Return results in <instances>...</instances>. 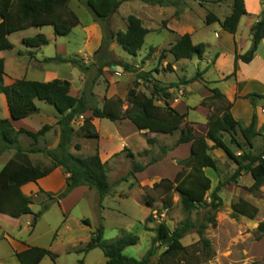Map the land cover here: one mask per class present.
Listing matches in <instances>:
<instances>
[{
    "label": "trees",
    "instance_id": "trees-1",
    "mask_svg": "<svg viewBox=\"0 0 264 264\" xmlns=\"http://www.w3.org/2000/svg\"><path fill=\"white\" fill-rule=\"evenodd\" d=\"M151 5L165 6V0H141ZM71 0H0V52L12 50L13 43L9 37L20 31L30 28L52 27L54 34L58 37H66L80 25L78 15L69 8ZM123 0H84L87 8L93 13L95 19L101 23L106 22L123 4ZM178 14V12H176ZM244 0H232V12L224 20H220L213 13H208L206 23L219 22L224 31L231 34L237 32L240 20L247 15ZM127 29L124 32L113 34L112 38L121 48L132 57H136L145 44V38L150 33L142 21L130 15L127 18ZM252 46L247 53L236 56L234 72L235 76L239 61L250 63L255 56L258 46L264 40V11L260 20L251 27ZM48 39L44 35H37L33 38L23 40L27 48H40L48 45ZM207 46L203 43L193 44L191 36H182L169 49L175 61L182 59L202 58ZM105 49L102 42L95 56ZM154 52L151 48L149 55ZM147 59V58H146ZM58 60L62 63H70L78 67L85 75H88L93 63L86 65L83 61L75 58H46L44 62ZM103 70V64L99 67V74ZM201 73H197L189 82L197 81ZM5 62L0 59V93L7 99L10 118L19 121L39 112L36 101H42L52 105L59 115V143L56 149H25L19 143V136L25 134L35 143L43 137L52 126L45 125L37 132H30L24 129L16 131L11 120L0 119V142L4 144V149H15L17 156L9 160L0 171V213H4L12 218H19L24 215H32L30 227L35 228L42 211L33 213L31 210L32 201L24 194L22 187L31 182L48 176L57 167H62L67 173L66 186L59 193H47V197L52 200L61 201L66 198L74 189L87 186L95 190L100 200H104L112 191L108 181L107 168L102 162L99 150L87 158L75 155L71 152L72 141L76 134L74 122L80 116H84V124L79 129V133L89 139L100 138L99 133L93 125L94 119H106L111 122L130 121L139 131H157L167 134L181 130L179 138L172 149H164V153L174 150L181 144L191 143V154L188 158L180 160L177 165L181 168L174 179L163 178L154 188L163 190L162 208L165 210L173 206V196L178 194L181 205L186 213L194 210L210 208L217 210L222 206V199L218 195L225 183L219 184L211 195V201H207V193L212 189L213 181L206 174V171H217V161L211 155L212 150L221 149L232 160L237 169L229 179L231 183H238L239 178L244 174H250L253 184L247 190L250 193L258 191L264 185V151L256 153L255 139L260 135L257 130L258 117L254 113L251 123L246 126L243 122L236 121L229 111L223 115L211 112L208 116V130L205 135L195 137L193 129L186 122V115L179 113L169 105L171 93L167 89H160L154 84V90L162 93L163 105H157L153 96H147L138 90V82L134 83L132 89L128 91L125 100L104 98L102 107L92 106L95 101L94 85L84 90L81 96L71 93V82L68 80L55 79L50 82L30 81L20 79L11 85H6ZM146 73L141 78L149 79ZM187 82V83H189ZM218 90H213L212 99L221 98ZM250 99L254 109L257 108L256 100L264 99V95L250 94ZM128 107L124 110L123 106ZM237 134L242 136V142L238 141ZM230 138L227 142L226 137ZM264 140V137H263ZM209 142L213 145L210 146ZM148 144L155 143V139L148 138ZM235 145L240 153L232 149ZM76 150H80V145H75ZM127 150V149H126ZM32 153H42L46 155L51 164L32 165L23 162L19 155ZM129 153V157H133ZM141 156V153L139 154ZM159 162V159L152 160L148 166ZM147 166L135 164L129 175L124 178L128 181L129 176L145 171ZM135 181L132 182V186ZM42 192V191H41ZM148 206L154 204L152 198H145ZM47 209V205L44 206ZM43 209V210H44ZM234 215L244 216L254 220L258 214V209L248 201L240 198L232 204ZM153 220L152 216L148 218ZM216 225L214 216L205 217L200 223H186L182 228L172 231L165 222H160L155 228V237L151 248L147 251L143 259L137 260L124 255V251L139 243V237L133 233L122 231L120 236L107 241L104 239L103 227L98 228L91 235L90 241L78 253L88 254L92 250L100 249L105 258L104 264H148L150 258L154 256L156 244L164 250L158 258L157 264H203L215 257L211 241L204 236L208 224ZM195 229L199 239L195 243L184 246L182 240L188 233ZM255 236L257 240L264 238V220L259 223ZM20 264H40L46 257H50L54 262L58 255L49 249L42 247H30L27 250L16 253Z\"/></svg>",
    "mask_w": 264,
    "mask_h": 264
},
{
    "label": "rangeland",
    "instance_id": "rangeland-1",
    "mask_svg": "<svg viewBox=\"0 0 264 264\" xmlns=\"http://www.w3.org/2000/svg\"><path fill=\"white\" fill-rule=\"evenodd\" d=\"M165 2L164 11L153 10L150 12L152 19L156 20L154 22L155 25H159L160 20L163 19V28H166L168 19L177 17L175 15L177 10L180 13L186 9L192 10L185 20H189L191 25L198 30L196 42L199 36L206 35L209 38L213 33V28H205L206 13H214L216 11L217 15L222 16L223 14L230 15L232 12V0H165ZM141 7L137 1L126 2L120 11H117L104 23L97 21L94 17L95 24L98 23L102 27V42L105 44V49L95 56V53H93L94 41H91L87 42L85 46L83 45L82 52L68 54L66 57L82 60L86 65L93 63L88 75H85L78 67L70 63H62L57 60L51 62L53 66H50V69L58 74L59 79L71 81V93L73 95L79 97L84 90L94 85L95 101L91 105L102 107L104 103L103 97L105 91L109 88V83L114 85L112 96L115 94V97L111 99L125 100L128 91L133 88L135 82H138V90L147 96H153L157 105H163L162 93H157L154 90V84L160 89L168 90L173 88L172 93H169L176 95L178 90L176 84L180 80L183 78L192 80L196 77L198 70H201L203 66L199 64L196 58L175 61L173 55L168 52L172 45H167L171 39L167 33L149 35L136 57L126 53L116 40L112 38L113 34L126 31L128 24V17L126 16L132 14L139 17L142 12ZM87 9L86 6L79 9L75 8V11L81 22L89 26L92 24L90 20L93 18V14L87 12ZM170 24L174 27L176 26L175 21L170 22ZM52 30V27L46 28V31L52 32ZM29 34H32V32H29ZM95 34L94 30L90 31L91 36L96 37ZM12 40L17 42L14 54H12L15 55L13 59L16 60L14 62V60L10 61L11 58L8 59V74L10 77L17 75V78H20L18 76L21 75V72L24 74L27 59L22 56H16V54L19 50L24 52L26 46L18 42V36H14ZM61 40L67 41L65 39ZM80 42L79 38H73L68 48L74 50ZM151 48H154V52L149 55ZM175 62L178 67L177 72H175L174 68ZM102 64L103 70L99 74V67ZM146 73L150 75L149 79L141 78ZM192 89L194 91L193 94L188 99L185 96L182 97L181 101H188L191 104L198 102L200 98L197 92L198 88L197 86H192ZM256 101L264 103V99H257ZM179 103H174V105ZM38 106L41 107V112H38L31 119L37 124H50L52 128L56 125L58 126L60 117L55 108L42 101H38ZM127 107L128 104L125 103L123 109L125 110ZM190 113L195 120L199 119L197 114H193L192 111ZM257 116V122L260 123L264 116H262L260 111ZM94 120L93 125L100 136L98 140L86 138L79 133V129L84 124V116H80L75 120L73 125L76 134L72 141L71 152L87 158L93 155L96 149L100 151L101 148V150L108 151L117 148L123 142L124 149H117L112 154H103L101 158L107 168L108 181L112 187L111 193L101 201L95 190L90 189L84 195H80L81 193L77 192L75 196H72L65 203L66 212L62 210L60 204L63 199L61 201H51L46 195L44 196L40 193V199L44 201L39 203V199L31 205L33 213L42 211L35 228L26 225L29 215L22 216L19 227L14 225L15 221L12 219L9 220L12 221L10 224H3L11 238L21 242L27 240L26 242L29 244L49 249L58 255L55 262L50 257H46L41 264H104L106 258L100 249L92 250L88 254L78 253V249H75L85 247L86 243L90 241L92 233L100 227H103L104 239L107 241L119 237L122 231L137 235L140 239L139 243L128 247L124 251V255L141 260L151 248L152 241L156 235L155 228L160 222H165L174 231L184 227L188 222L200 223L205 217L209 216L215 217L216 225L209 223L204 236L211 241L215 257L203 264H264V238L257 240L255 236L259 223L264 220V185L258 191L250 193L247 190L253 183L250 174H244L239 178L238 183H230L229 179L237 169L236 164L224 152L212 150L210 153L217 161L218 169L217 171H206V174L213 181L212 189L207 193L206 199L210 202L214 189L219 184L227 181L229 184H225L218 193L222 199V206L217 210L206 208L186 213L182 208L179 195L174 194L173 206L165 210L162 208L163 190L154 188V185L163 178L172 180L174 173L179 170L176 156H172L169 152L164 153V149H172L174 147L181 130L173 134L157 131H139L128 120L120 122H111L106 119L94 122ZM17 126L19 127V125ZM257 130H259L260 135L255 139L254 151L260 153L264 151V126L258 127ZM20 136L26 140L22 142L23 145L31 146L27 148L29 150L49 149L55 139L54 135H49V137L44 139L45 141L41 137V142L35 143L25 134ZM148 138L155 139V143L148 144ZM237 139L240 142L243 141L240 134H237ZM226 140L229 142L230 138L227 136ZM76 144L80 145V150L75 149ZM232 149L236 153H240L235 145H232ZM129 153H133L134 156L129 157ZM140 153L141 156H139ZM32 154H35L34 160L36 163L46 166L51 164V160L46 155L42 153ZM154 159H159V162L148 166ZM47 161L50 162L47 163ZM136 163L141 166H147V170L141 173L140 178H137L136 175L134 177L129 176L128 181H124V178L129 175ZM134 181L135 184L132 186L131 184ZM147 197L154 200L152 206L146 204L145 198ZM240 198L257 207L258 214L254 220L234 215L232 204L236 203ZM45 205H47V209H44ZM150 216H152L153 220L148 221ZM85 217L89 219L90 223L86 224L83 222ZM3 238L4 235L0 231V259L10 254L12 248L11 242ZM198 239L199 236L196 230L193 229L182 240V244L189 246L198 241ZM163 250V247L156 244L154 256L150 258L148 264H157Z\"/></svg>",
    "mask_w": 264,
    "mask_h": 264
},
{
    "label": "crops",
    "instance_id": "crops-1",
    "mask_svg": "<svg viewBox=\"0 0 264 264\" xmlns=\"http://www.w3.org/2000/svg\"><path fill=\"white\" fill-rule=\"evenodd\" d=\"M137 1L142 6V12L139 14V18L142 21L143 26L150 31V33L146 36V38L154 33H167L171 39L167 45L175 44L182 36L189 34L191 36L193 44H200L203 43L207 46L206 51L202 58L194 57L192 59H197L199 64L203 67L201 70L199 69V73H201L200 78L197 81L189 82L190 79L183 78L180 80L176 85L179 87H183L185 91V98H189L193 94L192 86H197V92L200 96L197 103L191 104L190 102L181 101L179 104L174 105L173 99L176 96L175 94L171 95V99L169 100V105L178 111L181 114L186 115V122L188 125L193 129L194 136H202L205 135L208 130V116L211 112L216 113L218 115H223L225 112L229 111L233 118L238 122H243L246 126H248L254 113L258 112L264 108V103L261 101H256L257 108L254 109L250 99L247 98L250 94H260L264 95V40L258 46V49L255 53L254 59L250 63H243L239 61V68L235 76L233 75L234 66H235V59L236 56H242L249 51L252 46V37L250 35V29L253 25H255L262 15L264 11V0H244L245 8L247 11V15L243 16L240 20L237 32L235 34H231L227 31H224L221 27L219 22H215L212 24L206 23V16H205V28H213V33L208 38L206 35L199 36L197 42V32L196 28H194L189 20H185L187 15H190L192 10L186 9L182 13L178 10V14L175 15L177 17H170L168 19L167 27L163 28V19L160 20L159 25H155L154 22L156 20L152 19L150 14L151 11H164L165 6L160 5H151L142 2L141 0H130L124 1L121 7L126 2H133ZM84 0H71L69 3V8L73 10L75 13V8H84L86 7L83 5ZM74 6V7H73ZM121 7L118 9L120 11ZM221 7V6H219ZM144 10V11H143ZM87 12H91L87 9ZM91 14H93L91 12ZM115 14V13H114ZM216 15L221 21L224 20L228 15L223 14L219 16L216 14V11L213 13ZM132 14L127 15L129 17ZM134 16V15H133ZM136 17V16H135ZM92 18V17H91ZM2 18L0 16V23ZM175 21L176 26H172L170 22ZM92 24L89 26L85 23H82L80 20V25L76 27L72 33L66 37H58L52 32L46 31V27L40 28H30L24 31L16 32L9 37V40L13 43L14 48L8 51L0 52V59H4L5 62V77L4 82L6 85H11L17 80L26 79L30 81H38V82H50L55 79H59L58 74L52 72L50 66H53L51 62H44L46 58H56L62 57L66 58L68 54H78V52H82L83 45L85 46L87 42L94 41V50L95 53L102 44L103 41V30L102 27L97 23L95 24L94 15L93 18L90 20ZM154 23V25H153ZM216 26V27H215ZM33 30V31H32ZM94 30L96 32V37L90 35V31ZM32 32V34H29ZM118 33V32H117ZM115 33V34H117ZM37 35H44L48 39V45L41 46L40 48H27L24 52L18 51L16 56H22L27 59L26 66L24 68V74L21 72L17 78V75L14 77H10L8 74V59L11 58L10 61L15 62L16 59H13L15 55L14 50L16 49V43L12 40L14 36H18V42L23 44L24 39L33 38ZM73 38H79L81 42L76 46L74 50H70L68 46L71 44ZM145 38V41H146ZM61 39H65L67 41H63ZM51 48V50H50ZM209 51V54H208ZM24 53V54H23ZM191 60V59H190ZM54 60L53 62H55ZM58 61V60H57ZM56 66V65H54ZM175 72L178 71L177 64L175 62L174 65ZM75 69V68H74ZM76 70V69H75ZM64 80V79H61ZM71 82V81H70ZM189 82V83H187ZM113 83H109V88L105 91L104 97L111 99L112 92H113ZM174 89H168V92L173 91ZM213 90H218L222 95L221 98L212 99ZM97 95V94H96ZM38 106V101H36ZM39 112H41V107L38 106ZM197 114L199 119L195 120L193 116L191 117V113ZM262 113V112H261ZM37 115L33 114L28 118L14 121L10 118L9 107L7 103L6 96L0 93V119L11 120L14 128L16 131L24 129L30 132H37L42 127H44L45 123L37 124L31 118ZM261 116V115H260ZM264 116V114H262ZM258 117V116H257ZM99 119H95L94 122ZM19 125V127L17 126ZM50 125V124H49ZM52 126V125H50ZM264 126V119L262 118L260 123L257 124V128ZM49 135H54V142L49 146V149L53 150L56 149L59 143V126H54L51 130L46 132L43 136V140L49 137ZM25 139H22L19 136V143L20 145L27 149L31 146H25L22 144ZM41 142V139H39ZM38 141V142H39ZM45 141V140H44ZM209 145L212 146L213 144L209 142ZM120 146V147H119ZM117 148L111 150H101L100 148V157L102 155H106L107 153L112 154L116 152L117 149H124V144H120ZM4 144L0 142V171L5 166V164L15 158L17 152L15 149H4ZM223 152L221 149H217ZM15 152V154H14ZM172 156H176V161L184 160L188 158L191 154V143L188 144H181L176 147L174 150L169 151ZM35 154H21L19 158L22 159L23 162H29L32 165H36V161L34 160ZM102 160V159H101ZM50 161H47L49 163ZM179 170L181 169L178 167ZM147 170V169H146ZM178 170V171H179ZM209 170V169H208ZM176 171L174 173V177L177 174ZM143 173V172H141ZM141 173L135 174L137 178H140ZM68 175L62 167L55 168L51 174L48 176L38 180L37 182H31L22 187V191L25 195L30 197L32 203L40 199L41 195H46L47 193L56 194L64 190L66 186V179ZM174 179V178H173ZM172 179V180H173ZM212 179V178H211ZM254 182V181H253ZM253 184V183H252ZM89 188L87 186H82L76 188L67 198L61 201L62 210L66 212L67 208L65 207V203L75 196L77 192H80V195H84L89 192ZM42 191V192H41ZM47 196V195H46ZM44 200L40 199L39 203H42ZM22 217L19 218H12L4 213H0V231L4 235L3 239H7L11 242L12 248L10 254L0 259V264H20L18 258L16 257V253L23 252L30 247H38L35 244H29L28 242H21L17 241L10 237L8 232L5 230L3 224H10V219L15 221L17 227L20 225ZM4 222V223H3ZM32 222V216L29 215V218L26 221V225L30 227V223ZM84 223H90L88 218H84ZM91 239V237H90ZM89 239V240H90ZM89 242V241H88ZM87 242V243H88ZM86 243V244H87ZM81 248V247H80ZM75 249H79L75 248ZM45 259V258H44ZM43 259V260H44ZM42 260V261H43ZM42 263V262H41ZM40 263V264H41Z\"/></svg>",
    "mask_w": 264,
    "mask_h": 264
},
{
    "label": "built area",
    "instance_id": "built-area-1",
    "mask_svg": "<svg viewBox=\"0 0 264 264\" xmlns=\"http://www.w3.org/2000/svg\"><path fill=\"white\" fill-rule=\"evenodd\" d=\"M185 96V91L183 88H180L177 90V94L173 99L174 103H179L181 102V98ZM262 114H264V108L261 110Z\"/></svg>",
    "mask_w": 264,
    "mask_h": 264
}]
</instances>
